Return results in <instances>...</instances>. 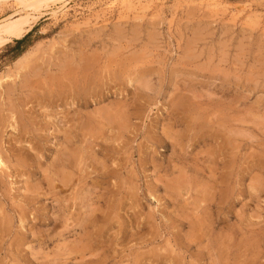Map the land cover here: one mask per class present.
Masks as SVG:
<instances>
[{
  "label": "rangeland",
  "instance_id": "1",
  "mask_svg": "<svg viewBox=\"0 0 264 264\" xmlns=\"http://www.w3.org/2000/svg\"><path fill=\"white\" fill-rule=\"evenodd\" d=\"M38 12L0 42V264H264V0Z\"/></svg>",
  "mask_w": 264,
  "mask_h": 264
},
{
  "label": "bare ground",
  "instance_id": "2",
  "mask_svg": "<svg viewBox=\"0 0 264 264\" xmlns=\"http://www.w3.org/2000/svg\"><path fill=\"white\" fill-rule=\"evenodd\" d=\"M15 1L18 2V5L22 6L28 12L26 11L27 14L24 17H20L18 19H15L13 21H9V22L4 23L3 25H0V42L4 39L5 36L17 37V36H20L23 33L24 25H27L30 22L29 18H31L33 16V14H31L29 12L36 13V12L39 11V9L42 7V5L47 4L49 2H52V3L53 2H57L59 0H15ZM60 1H62V0H60ZM46 7H45V9H46ZM49 7H47V8H49ZM39 15H41V14H39ZM25 57H26V55L23 58H25ZM23 58H21V59H23ZM54 92L53 93H52V91H51V93L47 92L48 93L47 95L45 93V96L43 95V97L41 98V101L45 102V101L49 100L51 102L52 100H54V95H56V94H54ZM85 95L87 96V94H85ZM35 98L39 99L38 96L35 97ZM84 101L86 102V97H84ZM0 167H5V163H4V161H3L1 156H0Z\"/></svg>",
  "mask_w": 264,
  "mask_h": 264
},
{
  "label": "trees",
  "instance_id": "3",
  "mask_svg": "<svg viewBox=\"0 0 264 264\" xmlns=\"http://www.w3.org/2000/svg\"><path fill=\"white\" fill-rule=\"evenodd\" d=\"M31 35V33H29L27 36H25L23 39L21 40H16L15 43H16V47H19L20 44H22L29 36Z\"/></svg>",
  "mask_w": 264,
  "mask_h": 264
}]
</instances>
